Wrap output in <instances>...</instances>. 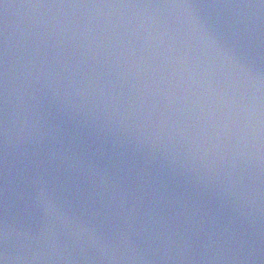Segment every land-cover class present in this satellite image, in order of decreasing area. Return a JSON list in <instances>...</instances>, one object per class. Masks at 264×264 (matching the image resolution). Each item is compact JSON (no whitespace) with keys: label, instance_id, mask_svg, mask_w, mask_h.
I'll return each instance as SVG.
<instances>
[{"label":"water","instance_id":"obj_1","mask_svg":"<svg viewBox=\"0 0 264 264\" xmlns=\"http://www.w3.org/2000/svg\"><path fill=\"white\" fill-rule=\"evenodd\" d=\"M0 264H264V0H0Z\"/></svg>","mask_w":264,"mask_h":264}]
</instances>
